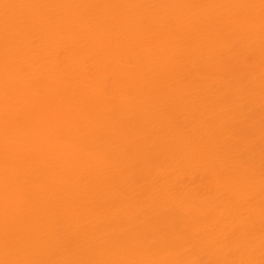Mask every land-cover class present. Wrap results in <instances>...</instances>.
I'll use <instances>...</instances> for the list:
<instances>
[{
    "label": "bare ground",
    "instance_id": "1",
    "mask_svg": "<svg viewBox=\"0 0 264 264\" xmlns=\"http://www.w3.org/2000/svg\"><path fill=\"white\" fill-rule=\"evenodd\" d=\"M0 264H264V0H0Z\"/></svg>",
    "mask_w": 264,
    "mask_h": 264
}]
</instances>
